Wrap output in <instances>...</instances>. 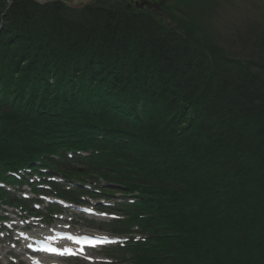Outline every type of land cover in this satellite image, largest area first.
<instances>
[{"label":"trees","instance_id":"obj_1","mask_svg":"<svg viewBox=\"0 0 264 264\" xmlns=\"http://www.w3.org/2000/svg\"><path fill=\"white\" fill-rule=\"evenodd\" d=\"M2 15L0 158L92 151L72 164L138 192L156 237L137 264H264V32L230 56L105 0Z\"/></svg>","mask_w":264,"mask_h":264},{"label":"rangeland","instance_id":"obj_2","mask_svg":"<svg viewBox=\"0 0 264 264\" xmlns=\"http://www.w3.org/2000/svg\"><path fill=\"white\" fill-rule=\"evenodd\" d=\"M82 1L84 4L91 2V0ZM105 1L108 6L115 5L118 9L132 13L133 9L145 12L152 0ZM161 3L164 5L159 9L160 11L152 14L161 20L164 19L165 23L176 30L179 35L188 38L192 44L202 45L207 42L215 45L230 56L248 52L250 50L247 47L248 41L250 42L251 39L255 42L256 36L264 32V0H155L153 4L157 6ZM138 5L140 7H137ZM84 219L85 222L79 223V225L87 226V223H90L92 226V223L99 224V221H102L100 223L108 222L107 219L99 220L93 217ZM76 223V229L81 230L78 222ZM153 235L144 236L141 232L136 231L135 236L132 235V237L139 239L132 241V254L134 251H141L142 248L145 249V247L153 245L155 242L153 238H156ZM116 251L118 249L107 253L101 251L96 255L107 256L110 259ZM135 260H132V264H137ZM114 261L116 260L114 259ZM69 264L86 263L77 261ZM117 264L126 263L118 262Z\"/></svg>","mask_w":264,"mask_h":264},{"label":"bare ground","instance_id":"obj_3","mask_svg":"<svg viewBox=\"0 0 264 264\" xmlns=\"http://www.w3.org/2000/svg\"><path fill=\"white\" fill-rule=\"evenodd\" d=\"M6 1H8V0H6ZM56 1L66 5L68 7H70V5H68V3H64L61 0H56ZM154 2H155V0H152L150 2V4H149L147 10L145 11V13H154V12L160 11L159 9L164 5V3H161V4L156 6L155 4H153ZM132 11L135 12L134 9Z\"/></svg>","mask_w":264,"mask_h":264},{"label":"water","instance_id":"obj_4","mask_svg":"<svg viewBox=\"0 0 264 264\" xmlns=\"http://www.w3.org/2000/svg\"><path fill=\"white\" fill-rule=\"evenodd\" d=\"M56 0H35V2L41 4V5H44V4H47V3H50V2H54ZM62 2L64 3H68V5H74V4H78L81 0H61Z\"/></svg>","mask_w":264,"mask_h":264},{"label":"flooded vegetation","instance_id":"obj_5","mask_svg":"<svg viewBox=\"0 0 264 264\" xmlns=\"http://www.w3.org/2000/svg\"><path fill=\"white\" fill-rule=\"evenodd\" d=\"M137 7H140V5H138Z\"/></svg>","mask_w":264,"mask_h":264}]
</instances>
